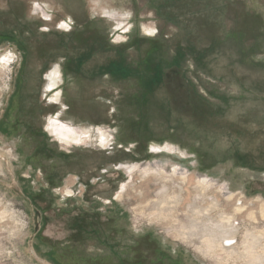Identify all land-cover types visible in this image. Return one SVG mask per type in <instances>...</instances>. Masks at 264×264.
<instances>
[{"label":"rangeland","instance_id":"1","mask_svg":"<svg viewBox=\"0 0 264 264\" xmlns=\"http://www.w3.org/2000/svg\"><path fill=\"white\" fill-rule=\"evenodd\" d=\"M0 264H264V0H0Z\"/></svg>","mask_w":264,"mask_h":264},{"label":"flooded vegetation","instance_id":"2","mask_svg":"<svg viewBox=\"0 0 264 264\" xmlns=\"http://www.w3.org/2000/svg\"><path fill=\"white\" fill-rule=\"evenodd\" d=\"M48 16V15H47ZM125 33H127V32H125ZM120 64H123V65H125L126 67H128V69L130 70V71H132L134 74H133V76H135V75H143V76H146V72H144V71H142V72H134L128 65H126V64H124V63H120ZM157 71H159V68H157L156 69ZM161 70V72H162V76H161V82L160 83H157V81H158V79H155V74L157 73V71L154 73V75L153 74H151V75H149L148 76V78H144V80H147L146 82H148V84H149V86H153V87H156V86H160L161 84H162V82H164V80H165V75H166V73H168L169 71H173L174 73H181V76H182V80H183V82H184V84H185V86L188 88V92L191 94V97L194 99V101L195 102H198L199 104H202V105H204V106H206L205 104H204V102H200V101H198V99L196 98V95H195V91H194V88L192 87V86H190V84H192L191 83V81L188 79V78H186V77H184L183 76V70L180 68V66H167V67H165V69H160ZM111 75L112 77H114L111 73H110V68H107L106 69V71H104V72H96L95 73V75ZM133 76H131V77H133ZM96 77V76H95ZM114 78H116V77H114ZM119 79H121V80H124V79H126V78H119ZM49 81H50V79H49ZM193 85V84H192ZM153 87H152V89H153ZM199 94V93H198ZM207 107V106H206ZM208 108V107H207ZM208 110H209V113L211 114V115H214V110L213 111H211L209 108H208ZM213 112V113H212ZM220 118H222V117H220ZM224 118V117H223ZM222 118V119H223ZM153 124V122L150 124L151 126H153L152 125Z\"/></svg>","mask_w":264,"mask_h":264},{"label":"trees","instance_id":"3","mask_svg":"<svg viewBox=\"0 0 264 264\" xmlns=\"http://www.w3.org/2000/svg\"><path fill=\"white\" fill-rule=\"evenodd\" d=\"M20 46H22L23 48V51L26 52V50L24 49L25 47V44L24 43H21ZM169 66H179V63L178 61L176 60L172 65H169ZM110 73L116 77V78H128V77H131L133 76V72L130 71L128 69V67H126L125 65L123 64H120V63H113L110 67ZM161 76H162V72L161 70L157 71V73L155 74V79H158L157 83H160L161 82ZM190 86L193 87L192 84H190ZM194 88V87H193ZM195 91V90H194ZM195 95H196V98L198 99V101L200 102H204V104L211 110H215L217 107L210 103L207 99H205L202 95L198 94L196 91H195ZM230 102V101H229ZM213 113V112H212ZM224 111L223 112H220L221 114V117H224Z\"/></svg>","mask_w":264,"mask_h":264},{"label":"bare ground","instance_id":"4","mask_svg":"<svg viewBox=\"0 0 264 264\" xmlns=\"http://www.w3.org/2000/svg\"><path fill=\"white\" fill-rule=\"evenodd\" d=\"M53 132L59 134L61 137H63L64 139H67V138H74V135L70 134V133H64V132H61V131H58L57 129H54ZM241 209V208H240ZM240 211V210H239ZM242 211V210H241ZM262 213V212H261ZM249 217L252 218V219H255L253 213H250L249 214ZM249 244V242H248ZM253 244V242H252Z\"/></svg>","mask_w":264,"mask_h":264},{"label":"built area","instance_id":"5","mask_svg":"<svg viewBox=\"0 0 264 264\" xmlns=\"http://www.w3.org/2000/svg\"><path fill=\"white\" fill-rule=\"evenodd\" d=\"M44 15L47 16V13L44 12Z\"/></svg>","mask_w":264,"mask_h":264}]
</instances>
